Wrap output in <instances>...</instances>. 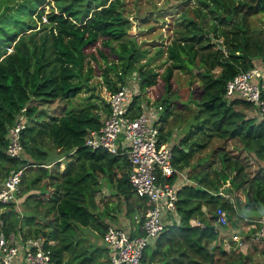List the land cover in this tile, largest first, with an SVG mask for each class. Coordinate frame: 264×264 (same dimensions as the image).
Returning a JSON list of instances; mask_svg holds the SVG:
<instances>
[{
	"label": "trees",
	"instance_id": "obj_1",
	"mask_svg": "<svg viewBox=\"0 0 264 264\" xmlns=\"http://www.w3.org/2000/svg\"><path fill=\"white\" fill-rule=\"evenodd\" d=\"M54 1L56 9L51 8L43 21L40 6L49 4V0H0V182L13 167L24 163H29L27 169L37 167L39 171L31 177L24 172L18 195L27 192L25 201L29 203V198L37 194L31 188L51 186L48 192L41 191L48 193L46 199H36L33 204L36 208L39 201L45 203L41 210L45 221L37 223L35 215L23 217L28 225L24 233H44L55 238L54 264H64L65 253L76 249L71 233L76 224L93 222L100 233L107 226L90 208L95 204L99 179L105 178L111 184L115 181V193L119 196L136 192L129 181L130 163L125 156L84 144L86 130L101 123L103 110H99V103L87 101L82 106L66 107L60 113H49L43 104L56 99L70 100L84 86L91 89L86 84L93 70L92 64L87 65L88 57L100 67L108 93L116 90L132 70H138L140 83L144 84L155 83L159 71L150 65L152 55L146 60L136 38L129 34L130 19L115 0ZM35 12L41 21L38 27ZM260 12H264V0H195L182 8L181 20L167 45L157 47V53H165L170 61L161 74L167 94L158 95L155 101L164 105V120L171 113L168 105L175 68L189 69L198 75L201 88L194 113L197 122L181 140L172 143L173 164L179 170L188 167L192 182L178 188L179 219L167 224L146 245L142 263L218 264L223 258L225 264H250L258 245L260 253H264V243L253 240L248 231L237 225L245 209H258L264 217V117L240 95H226V83L237 72L255 64L264 69V31L257 30L251 19ZM205 35L207 39L202 41ZM99 40L109 48L108 52L97 48L102 61L88 50ZM134 101L139 102L138 98ZM103 104L107 110V97ZM21 111L26 117L20 131L23 148L20 156H12L5 151L9 140L6 134ZM198 131L204 132L206 138L201 142L192 140L195 145L185 150L182 142L192 139L193 132ZM162 136L167 138V131ZM212 136L238 139L241 148L253 154L258 167L250 173L243 157L224 145H217L210 154H200L193 160ZM215 154L219 166L214 164ZM62 156L67 159L62 173L36 185L48 175L49 164ZM205 156H210L209 161L204 160ZM171 177L175 179L177 173ZM136 194L148 204L143 195ZM17 199L18 196L4 203L5 211H0L6 232L22 227ZM117 205L108 208L116 211ZM218 206L226 209V222L215 219ZM50 214L53 216L49 218ZM97 249L78 264H96ZM67 259V264L71 263L69 256ZM252 264L264 262L255 260Z\"/></svg>",
	"mask_w": 264,
	"mask_h": 264
},
{
	"label": "built area",
	"instance_id": "obj_2",
	"mask_svg": "<svg viewBox=\"0 0 264 264\" xmlns=\"http://www.w3.org/2000/svg\"><path fill=\"white\" fill-rule=\"evenodd\" d=\"M140 80V73H133L108 93L107 110L102 112L99 127L88 128L84 134V144L92 149L102 148L127 158L131 186L148 203L140 233H132L120 225L106 226L101 239L109 252L107 264H142L146 245L156 239L167 224L179 219L177 191L181 178L185 180L184 172L173 164L172 145L162 137V114L148 106V99L134 101L140 91ZM236 94L252 102L259 116L264 117V69L259 64L237 72L227 81V97ZM25 119L21 111L8 127L5 151L9 155L20 156L22 152L20 131ZM28 166L29 163L16 166L2 179L0 208L17 198ZM175 172L177 177L172 179ZM216 215L217 221L226 222L224 207L218 206ZM245 220L252 222V238L264 243V217ZM4 225L5 220L0 216V264H54L52 243L55 238L44 233L25 234L20 228L6 232Z\"/></svg>",
	"mask_w": 264,
	"mask_h": 264
},
{
	"label": "rangeland",
	"instance_id": "obj_3",
	"mask_svg": "<svg viewBox=\"0 0 264 264\" xmlns=\"http://www.w3.org/2000/svg\"><path fill=\"white\" fill-rule=\"evenodd\" d=\"M48 1V0H47ZM48 3L42 4L40 7H43V13H42V19L43 21L46 20L47 12L51 10V8L56 9L55 1L49 0ZM103 1V0H101ZM109 0H106L108 2ZM116 5L118 8H120L124 15H126L131 22V26L129 27L130 31L129 34L133 35L137 42L139 43V46L144 52L145 59L152 55V61L150 65H153V67L159 71L157 74V79L155 83L152 84H144L140 83V91L138 94H136V97L139 99V102L143 101V99L150 100L148 106L150 108H155L160 114H163L164 111V105L160 102H158L159 106L155 104V101L158 100L157 97H159L165 93V86L162 79V72L164 71V68L166 64H168L170 61L169 59H166L165 53H157V47L159 46H166L167 43L172 38L174 32L175 26H178V20H181V10L184 6L188 4H192L195 0H115ZM35 19L37 20V27L40 25L41 21L39 16L36 14V12L33 14ZM252 22L254 26H256L257 30L264 31V12L257 13L256 15L252 16ZM207 35L203 38L202 41H206ZM103 48L105 52L109 51V48L106 46H103L100 40L97 42L95 46H92L88 48V50H92L94 53L97 54V57L100 61V55L97 53V48ZM10 47L7 48L9 50ZM111 58V56H109ZM144 58V57H143ZM145 59H142L144 61ZM141 62V60L138 61V64ZM92 64L93 70L91 72V76L88 79L87 83L90 85L91 89H87L85 86L80 90L78 94H76L74 97L70 98V100L66 99H56L51 102H45L43 104V107L46 111L49 113H60L63 109L70 106H82L87 103V101H96L99 103L100 107L99 110L102 112L104 110V104L103 99H105L108 95V90L103 82L101 69L98 66L97 62L93 59L88 57L87 65ZM133 73H139L137 69L132 70L127 76L132 75ZM126 76V77H127ZM141 81V80H140ZM201 88V80L199 79L198 75L193 74L189 69L185 68H175L173 72L172 77V92L170 93L171 102L169 103V107L171 109V113L167 117L166 120L163 119L162 116V123L164 125L163 132L165 133L167 131L168 137L163 139L168 144L174 143V141L181 140L182 136L185 135L186 132L189 131L190 128L194 127L193 124L197 122V118L194 116V113L198 109V104L196 102L199 90ZM91 93H94V95L89 96ZM103 98V99H102ZM41 106V104H40ZM252 109V106H251ZM169 131V132H168ZM192 139L183 141V146H185V150H187L191 145H195L192 140L201 142L204 138H206L205 133L202 131L193 132L191 135ZM200 137V138H199ZM175 142V143H176ZM217 145H224L225 148H228L231 153H239L241 157H243L245 164H247V170L251 173L253 170H255L256 167H258V162L253 157V154L247 150H244L241 148L242 144L238 139L235 138H228L226 140L212 136L209 138L207 144L205 147L200 149L198 152L194 154L193 160L197 159L199 155H205L210 154L212 152V149L217 147ZM75 158V157H74ZM216 158V160H215ZM210 156H205L204 160L209 161ZM214 164L219 166L220 161L218 155H214ZM51 167V169H50ZM50 167L47 168L46 174L47 176H44L43 179L38 183H42L44 181H47L48 179H54L55 176H59L60 172L62 173L64 169L63 162L58 161L56 163L50 164ZM209 166H207L208 168ZM14 168V167H13ZM12 168V169H13ZM27 169V168H26ZM182 170L185 175H188V167H184ZM39 170L37 167H32L30 169H27L25 171L26 177H31L34 175V173H37ZM53 174V175H52ZM57 174V175H54ZM100 180V179H99ZM182 181V180H181ZM187 181V180H186ZM100 188H107L110 189L111 185L108 180L105 178H102L100 182ZM51 189V186L41 184L35 188H31L32 192H36L37 194L30 197L27 203L25 201L27 192H22L18 196L16 207L18 210V207H20V225L22 227L23 231H25L28 227L24 223V219L28 215H35V220L37 223L42 224L44 223V212H41V210H44L45 203L40 202L36 205L34 208L33 204L36 203V201L40 198V200H45L47 197V194L41 193V191L48 192V190ZM108 192H105L104 190L97 189L94 193V195L97 194L98 199L100 198L99 203L96 205V211L95 213L100 216V218H105L107 213L110 211L107 209L105 205V199H107L108 207H111L113 205V201L117 199L115 195V190H107ZM40 192V193H39ZM105 192V193H104ZM112 192V193H111ZM37 199V200H36ZM21 200V201H20ZM116 204V200L114 201ZM19 205V206H18ZM32 205V206H31ZM88 205H90L88 203ZM90 208L94 210V207L90 205ZM118 209V206L115 207ZM0 211H5V206L3 205L0 208ZM246 213L249 214H259L260 210L258 209H245ZM11 212H7L9 215ZM200 215V213H199ZM256 215V216H257ZM53 215L50 214L49 218ZM244 215L240 214V218L237 220L239 225L241 221H244L242 218ZM24 217V219H23ZM249 217V216H247ZM260 216L255 217L258 218ZM242 218V219H241ZM253 218V217H252ZM241 228L240 226H238ZM76 230V232H75ZM72 233V240L76 244V249L73 250L71 253L76 254L78 251H84L80 255L72 258L71 254H68V252L65 253V261L64 264H67V257L69 256V261L71 263L69 264H78V261L83 258L84 256H90L91 251L95 248V245H100L103 247L105 245V242L100 238L99 229L97 226L90 222L89 224H76V228L73 227L71 230ZM262 243V242H260ZM250 249V248H248ZM106 251L105 249H102V256H105ZM99 261V257L98 260ZM218 264H225L223 261V258H220L218 261Z\"/></svg>",
	"mask_w": 264,
	"mask_h": 264
},
{
	"label": "crops",
	"instance_id": "obj_4",
	"mask_svg": "<svg viewBox=\"0 0 264 264\" xmlns=\"http://www.w3.org/2000/svg\"><path fill=\"white\" fill-rule=\"evenodd\" d=\"M66 160H67L66 156H64V157L62 156V159H59L58 161H60V162L62 161L63 165H64ZM50 169H51V167H50ZM180 171H182V170H180ZM184 176H185V180H183L181 178L182 181L180 180L179 185L187 183V182H192L191 181L192 179L189 178L188 175H185V173H184ZM101 180H102V178H100V181ZM110 185H111L110 189H107V188H100L101 186L99 184V189L100 190H104L105 192H108L107 190H110V191L111 190H115V181L112 182V184L110 182ZM115 195L117 197V199H115V200L119 204V205H117L118 209H116V211L110 210L108 208L107 199H105V205L107 206L106 208L109 209L110 211L107 213L105 218H103V219L99 218V219L102 220L104 222V224H106V225H108V224L120 225V226L126 228L128 231H130L132 233H140L141 232V221H142V218H143V215H144V212H145V208L147 206L146 203H145V199L144 198L142 199V197L140 195H137L136 193H132V194H130L127 197H125L124 195H120L119 196V194H117V193H115ZM99 201H100V198L98 199L97 194L94 195V202H95V204L93 206L94 207V211H96L95 210L96 209V205H97V203H99ZM114 201L112 202L113 204H115ZM202 208H203L202 210H205L204 206ZM241 214L244 215L242 217L244 219V221H241L239 226L241 228L243 227V229L245 231H248L249 234H251V232L253 231V227L251 226L252 222L246 221L245 218H252V217L255 218L257 216H260V214H258V215L257 214H249V213H246V212H244V213L242 212ZM247 216H249V217H247ZM198 222L203 224V221L200 220V219H198ZM101 234L102 233L99 234L100 238H101ZM95 247L98 248L94 252L95 253V259H94L95 263L96 264H107L108 258H109L108 257V253L109 252L107 250L106 245H103V247H102V246L96 244ZM258 247H259V250L256 253H254L253 259L250 261V264L255 262V260L256 261L259 260V261L264 262V253H260L261 252V250H260L261 246L258 245ZM102 249H105L106 254H105V256L101 257ZM212 256H213V254H212ZM98 257H99V261H97ZM212 261H213V259H212ZM212 261L210 259V262H212ZM142 264H148V263L146 262V263H142ZM150 264H156V262H150Z\"/></svg>",
	"mask_w": 264,
	"mask_h": 264
},
{
	"label": "water",
	"instance_id": "obj_5",
	"mask_svg": "<svg viewBox=\"0 0 264 264\" xmlns=\"http://www.w3.org/2000/svg\"><path fill=\"white\" fill-rule=\"evenodd\" d=\"M129 31H130V29H129ZM215 219H217V215L215 214ZM212 251H210V255H211V261H212Z\"/></svg>",
	"mask_w": 264,
	"mask_h": 264
}]
</instances>
